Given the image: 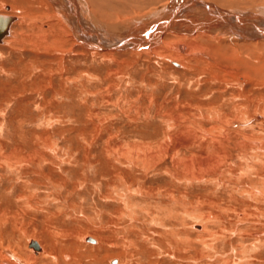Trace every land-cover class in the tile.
Wrapping results in <instances>:
<instances>
[{"label":"rangeland","instance_id":"obj_1","mask_svg":"<svg viewBox=\"0 0 264 264\" xmlns=\"http://www.w3.org/2000/svg\"><path fill=\"white\" fill-rule=\"evenodd\" d=\"M87 1V20L122 33L182 0ZM119 1L127 12L103 10ZM0 12L17 16L0 43V250L34 264H264V38L196 24L177 60L165 45L192 40L177 16L144 30L164 42L156 55L86 45L51 0H0Z\"/></svg>","mask_w":264,"mask_h":264},{"label":"bare ground","instance_id":"obj_2","mask_svg":"<svg viewBox=\"0 0 264 264\" xmlns=\"http://www.w3.org/2000/svg\"><path fill=\"white\" fill-rule=\"evenodd\" d=\"M99 1H101V0H99ZM124 1L136 3V5H137L136 7L138 8V10H142V6L144 8V5L146 7L147 6L146 4H148V3H150L149 5L152 4L151 1L148 2V1H143V0H133V1L132 0H124ZM201 1L199 3L198 0H193L194 5L199 4V7L197 6V8H196L197 12H195L196 11L195 10L194 12L193 11H187L186 13L185 12L182 13V11H184L185 9L190 10L194 7V6L193 7L191 6V3H192L191 1H190L191 3L187 2V0L178 1V3H180L181 6L180 5H174V3H176V2L173 1L171 4L165 5L161 9H155V10L151 9L147 13H144V15L142 17L138 16V18L132 19L130 22L128 20L129 25H128V27H127V24L122 26L123 28L125 27V30H122V33H114V32L112 33V31H114L113 29H116V25L115 26L113 25L115 28L110 25L109 27L112 29V31L106 32V31H103L102 29L101 30L98 29V27L96 25H94L93 23H91L89 20L86 19V17L88 15H90V13H89L88 8H87L88 6H86V4H85L86 2H84V0H51V2L53 3V5L56 9V12H57L56 13L57 15H55V16L61 18V21L63 23H65V24L60 23L59 27H61L63 29H65L66 27L70 28L76 35L78 34L77 35L78 39L81 42H84L86 45L93 47V48H96L97 46H99L101 49H104V50L105 49H111L113 46L120 47V46H125V45L128 46L129 45L131 49L142 51V48H143L144 52L156 53V55H157L158 51H160L161 49H164V47H162L164 45L162 38H160L159 33H157V32H153V33L149 34L148 35L149 37L146 38L144 36L145 35L144 30L146 31V29L148 27L151 28V27H156V26L159 29L163 26H165L167 28L171 24V22L176 21V20H173V17H176V16L178 18H180V21L178 22L179 23L178 29L181 32H184V33L186 32L187 34L190 33L193 36V37L190 36V38H192V40L189 43L183 42V43H174V44L165 45L166 46L165 48L170 50L171 57L174 59H177V60H178V58H180V56L182 54H186L187 50L190 48H193L194 44H196L195 43L196 39H195L194 35L197 33H195V31L193 30V28H197V27H195L196 24H197V26L199 25L198 28L202 27V30L198 29L201 32H199L197 35H200V36H204L203 30H206V31L209 30L210 33L218 34L219 36H222V34H226V33L229 34L230 33L229 35L231 37L242 38L244 35L249 36L250 34H253V36H257V38H260V37L264 38V6L263 5L261 7H259L260 10L262 11V13L258 12V11L256 13L254 11L253 12L252 11L246 12V11H243L244 9H241V8H235L233 10H231V9L220 10L217 7L212 8L210 3L205 4V2H201ZM89 2L90 3L95 2V0H90ZM89 2L87 1L88 5H89ZM165 4H166V2H165ZM94 6L95 5L93 4V7ZM102 6H103V10L106 9L107 12H108V10L109 11L111 10V14H112V11L114 9L117 10V8H120L119 10H122L123 12L124 11L127 12L126 11V5L123 4V1L122 2L119 1V3L117 5H113V6H110L108 4H105V5L103 4ZM189 7H191V8H189ZM91 8H92V6H91ZM133 8H135V7H133ZM194 9H195V7H194ZM99 10H100V7H99ZM99 10L95 11L92 8L91 12L96 16L97 13L100 12ZM106 10H105V12L102 11L103 15H104V13H106ZM130 12H132V10ZM119 14H120V12H119ZM114 15H115V13H114ZM16 17L17 16H15L14 18H16ZM188 17L190 19H188ZM105 19H107V18H105ZM189 22H191V23H189ZM162 24H163V26H162ZM204 28H206V29H204ZM198 30H196V31H198ZM107 31H109V30H107ZM9 32H10V26H9L8 32L5 36L9 35ZM146 33H148V32L146 31ZM57 34L58 33H56L55 35H57ZM241 35H243V36L241 37ZM5 36L0 40V43H2V41L5 40ZM59 37H57V38H59ZM144 44L146 47L143 46ZM188 52H189V50H188ZM203 57L205 58V56H203ZM207 61H208V59H207ZM173 64L176 66L177 65L180 66L181 63L178 64L177 62H173ZM177 140L184 142V143L188 142V139H184L182 136H179L177 138ZM205 160H206V158H203L200 161L202 163V162H205ZM85 237L83 238V240L90 242V243H95V244L97 243V241L94 238L89 236L91 239H93V241H91ZM31 241H33V242H31ZM29 246L33 250L34 253H37L38 251H40L42 249L39 246L38 242L35 240H30ZM3 250L8 251L10 249H3ZM10 252L11 253H9V255H8L6 252L0 250V264H22V263L23 264H34L39 259V257L32 255V253H30V252H28L26 256H22L21 254L16 253L14 250H11ZM38 254H39V252H38ZM111 263L117 264V259L112 260Z\"/></svg>","mask_w":264,"mask_h":264},{"label":"water","instance_id":"obj_3","mask_svg":"<svg viewBox=\"0 0 264 264\" xmlns=\"http://www.w3.org/2000/svg\"><path fill=\"white\" fill-rule=\"evenodd\" d=\"M14 16L7 13L0 12V40L7 34L9 26L14 21ZM85 238L93 241L90 237L86 236ZM33 242V241H31ZM114 260V259H112Z\"/></svg>","mask_w":264,"mask_h":264}]
</instances>
